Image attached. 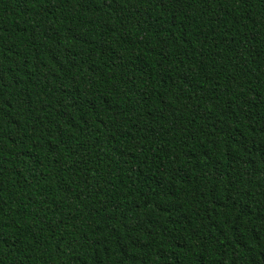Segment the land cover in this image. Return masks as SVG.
Here are the masks:
<instances>
[{
	"label": "trees",
	"instance_id": "1",
	"mask_svg": "<svg viewBox=\"0 0 264 264\" xmlns=\"http://www.w3.org/2000/svg\"><path fill=\"white\" fill-rule=\"evenodd\" d=\"M0 264H264V0H0Z\"/></svg>",
	"mask_w": 264,
	"mask_h": 264
}]
</instances>
